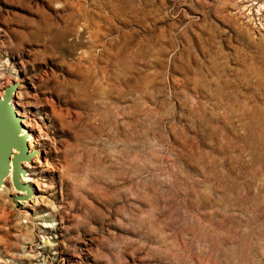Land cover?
Returning a JSON list of instances; mask_svg holds the SVG:
<instances>
[{"label":"rangeland","instance_id":"obj_1","mask_svg":"<svg viewBox=\"0 0 264 264\" xmlns=\"http://www.w3.org/2000/svg\"><path fill=\"white\" fill-rule=\"evenodd\" d=\"M6 87L0 264H264V0H0Z\"/></svg>","mask_w":264,"mask_h":264},{"label":"water","instance_id":"obj_2","mask_svg":"<svg viewBox=\"0 0 264 264\" xmlns=\"http://www.w3.org/2000/svg\"><path fill=\"white\" fill-rule=\"evenodd\" d=\"M10 89L6 94L0 96V180L6 174L10 167L13 157L15 175L18 172L20 159L27 156V142L24 137L19 135L22 123L19 115L16 113L15 106L8 102ZM20 148V153H15L13 148Z\"/></svg>","mask_w":264,"mask_h":264},{"label":"bare ground","instance_id":"obj_3","mask_svg":"<svg viewBox=\"0 0 264 264\" xmlns=\"http://www.w3.org/2000/svg\"><path fill=\"white\" fill-rule=\"evenodd\" d=\"M254 69H255V68H254ZM1 88H2V87H1ZM6 89H7V87H6L5 89H3L2 92L0 93V96H2V98H3V96L6 94ZM9 92H10V91H9ZM9 92H8V93H9ZM15 93H16V91H15L13 94H15ZM10 101H11V99H10ZM20 132H21V130H20ZM24 132H25V130H22V133H24ZM22 133H21V134H22ZM13 150H15V153H17V152H19L18 150H20V149L14 147ZM13 162H14V161H13V157H12L11 162H10V167H9V169L7 170L6 174L4 175V177L7 176L5 180H7L8 178L12 179L13 174L16 172V171H15V168H14V163H13ZM4 177H2V179L0 180V192L3 190V188H4V186H5L4 184H2V181H3ZM10 179H9V180H10ZM30 180H31V179H30V178H27V177H23V178H22V181H24V182H26V181H30Z\"/></svg>","mask_w":264,"mask_h":264}]
</instances>
